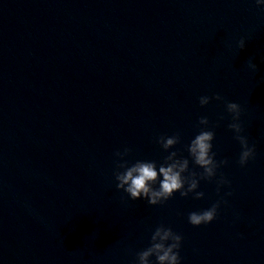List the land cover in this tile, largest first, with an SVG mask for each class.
I'll return each instance as SVG.
<instances>
[{"label": "water", "instance_id": "obj_1", "mask_svg": "<svg viewBox=\"0 0 264 264\" xmlns=\"http://www.w3.org/2000/svg\"><path fill=\"white\" fill-rule=\"evenodd\" d=\"M262 56L255 0H0V264H137L161 224L183 237L180 264H264ZM215 94L243 109L244 167L224 101L199 104ZM202 116L228 161L202 199L150 205L116 188L124 148L129 163L177 151L202 172L187 151ZM221 199L213 222H188Z\"/></svg>", "mask_w": 264, "mask_h": 264}, {"label": "clouds", "instance_id": "obj_2", "mask_svg": "<svg viewBox=\"0 0 264 264\" xmlns=\"http://www.w3.org/2000/svg\"><path fill=\"white\" fill-rule=\"evenodd\" d=\"M257 6L264 10V0H255ZM240 50L245 49L246 41L241 38L237 42ZM261 63H264V56L261 57ZM247 67L253 72L258 71V66L252 58L247 61ZM224 101L226 111L231 115V122L228 128L235 134L234 138L241 146L238 163L241 167L247 165L250 159L255 158V145H249L248 138L243 135L244 127L241 121L243 109L239 103L226 101L219 94L214 96H201L199 104L201 107L208 105L212 100ZM224 117H220L223 119ZM209 119L206 116L200 117L198 125L202 126L199 133L187 145V151L191 157L192 163L203 171L196 173L189 170V159L178 154L177 151L168 152L180 143L179 133L172 136H160L157 143L162 149L168 152L163 162L157 165L156 161L136 160L129 163L126 156L131 152L130 148H124L123 151H117L115 156L116 170L114 177L116 188L128 194V197L135 201L146 199L150 205L163 204L171 199L175 193L179 192L181 197H188L194 194V199H202L204 192L197 191L200 180L212 181L217 176V170L222 165H227L228 161L216 160V153L213 152L212 141L215 138V132L209 127ZM187 173V175H185ZM217 193L224 185H230V181L223 175L216 181ZM231 192L226 195H231ZM221 203H227L226 200H218L211 207L188 213V222L193 226L207 225L217 219L218 209ZM183 237L174 232L171 227L163 224L157 226L152 232L150 245L137 253V264H150V257L155 256V264H180L181 257L179 250L181 248Z\"/></svg>", "mask_w": 264, "mask_h": 264}]
</instances>
